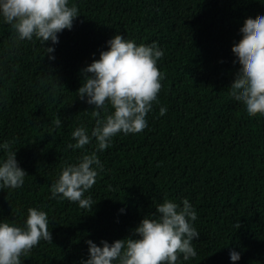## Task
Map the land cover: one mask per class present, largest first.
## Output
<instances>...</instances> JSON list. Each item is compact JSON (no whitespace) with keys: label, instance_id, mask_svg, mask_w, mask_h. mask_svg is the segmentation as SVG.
<instances>
[{"label":"trees","instance_id":"trees-1","mask_svg":"<svg viewBox=\"0 0 264 264\" xmlns=\"http://www.w3.org/2000/svg\"><path fill=\"white\" fill-rule=\"evenodd\" d=\"M78 8L57 44L19 40L0 16V145L10 142L28 174L20 188L0 189V222L25 227L29 208L45 211L52 243L41 240L21 264H81L87 240L98 246L133 236L169 199L186 198L197 213V255L178 264H264V116L249 117L230 95L239 64L232 47L244 21L264 15V0H69ZM120 34L137 45L156 42L164 56L159 103L139 133H118L97 151L103 170L85 193L95 202L52 197L64 166L96 151L72 132L96 125L94 105L81 101V70ZM52 47V53L46 48ZM54 56V59H49ZM167 109L160 115V108ZM113 111L108 105V114ZM105 113L101 111V117ZM59 116L61 125L54 124ZM6 152L0 147V162ZM123 210V211H121ZM237 224L240 227L237 228ZM240 254L231 261L230 251Z\"/></svg>","mask_w":264,"mask_h":264},{"label":"clouds","instance_id":"clouds-1","mask_svg":"<svg viewBox=\"0 0 264 264\" xmlns=\"http://www.w3.org/2000/svg\"><path fill=\"white\" fill-rule=\"evenodd\" d=\"M0 16L19 40L36 37L44 43L57 44L58 33L71 30L79 15L75 5L69 6V0H0ZM240 32L241 39L232 47L236 57L233 63L240 67L229 86L230 95L242 102L249 117L264 116V15L247 18ZM107 44L108 49L100 52V58L81 70L84 79L77 90L81 101L94 105L96 125L90 135L85 127H77L71 134L76 143L67 145L72 150L84 149L95 138L97 149L82 154L78 163L64 166L50 188L52 197L59 195L78 202L82 209H91L95 203L91 196L85 198V193L96 183L98 170H103L97 151L109 148L118 133L135 134L147 127L146 116L153 104L159 103L164 79L157 67L164 52L156 42L137 45L115 34ZM53 51L52 47L46 48L47 54ZM108 105L113 109L110 114ZM101 111L105 113L103 117ZM166 111L161 107L160 115ZM54 124L61 125L59 116ZM0 147L6 152V159L0 162V189L20 188L28 174L18 166L10 142ZM182 205L169 199L158 204V215L147 214L132 230L138 238L129 236L111 244L101 240L102 246L87 240L89 258L81 264H178L181 254L185 261L195 257L192 242L200 234L191 222L197 219V213L188 199ZM41 240H53L45 211L29 208L25 227L0 222V264H21L20 257L28 255ZM229 255L233 262L240 259L234 250Z\"/></svg>","mask_w":264,"mask_h":264}]
</instances>
